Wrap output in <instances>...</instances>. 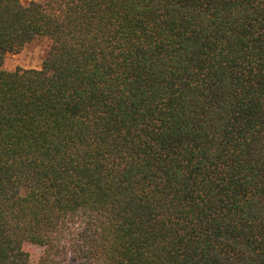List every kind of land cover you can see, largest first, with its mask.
Segmentation results:
<instances>
[{
  "label": "trees",
  "instance_id": "16d2710c",
  "mask_svg": "<svg viewBox=\"0 0 264 264\" xmlns=\"http://www.w3.org/2000/svg\"><path fill=\"white\" fill-rule=\"evenodd\" d=\"M71 262L264 264V0H0V264Z\"/></svg>",
  "mask_w": 264,
  "mask_h": 264
},
{
  "label": "rangeland",
  "instance_id": "374dc122",
  "mask_svg": "<svg viewBox=\"0 0 264 264\" xmlns=\"http://www.w3.org/2000/svg\"><path fill=\"white\" fill-rule=\"evenodd\" d=\"M28 2L31 0H22ZM43 1V0H37ZM50 41L45 37H38L26 44L18 53H6L4 56L3 67L7 70L20 68H40L42 61L49 48ZM24 248L34 253H41V246L32 243H25ZM70 264H78L71 262Z\"/></svg>",
  "mask_w": 264,
  "mask_h": 264
}]
</instances>
